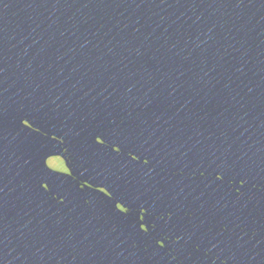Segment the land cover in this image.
Masks as SVG:
<instances>
[{
    "label": "water",
    "instance_id": "obj_1",
    "mask_svg": "<svg viewBox=\"0 0 264 264\" xmlns=\"http://www.w3.org/2000/svg\"><path fill=\"white\" fill-rule=\"evenodd\" d=\"M0 264H264V0H0Z\"/></svg>",
    "mask_w": 264,
    "mask_h": 264
}]
</instances>
